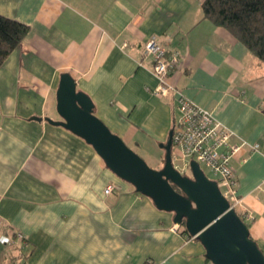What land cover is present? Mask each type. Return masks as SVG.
Returning <instances> with one entry per match:
<instances>
[{
	"label": "crops",
	"instance_id": "crops-1",
	"mask_svg": "<svg viewBox=\"0 0 264 264\" xmlns=\"http://www.w3.org/2000/svg\"><path fill=\"white\" fill-rule=\"evenodd\" d=\"M201 1L0 0L1 15L28 26L0 66V264H212L172 212L118 178L84 139L50 122L61 119L56 89L67 72L125 143L157 159L165 154L175 97L151 91L157 79L142 48L152 36L179 52L169 81L258 145L242 147L231 165L242 200L237 212L252 214L249 235L264 251V65L202 17ZM109 184L117 187L105 194ZM14 231L27 248L2 242Z\"/></svg>",
	"mask_w": 264,
	"mask_h": 264
},
{
	"label": "water",
	"instance_id": "water-1",
	"mask_svg": "<svg viewBox=\"0 0 264 264\" xmlns=\"http://www.w3.org/2000/svg\"><path fill=\"white\" fill-rule=\"evenodd\" d=\"M56 111L61 119L50 122L84 139L118 178L149 197L158 209L172 212L177 225L184 221L188 234L203 245L212 264H264L263 251L216 180L194 160L189 163L190 175L173 166L171 135L162 167H150L94 114L92 100L76 89L74 78L67 72L60 74Z\"/></svg>",
	"mask_w": 264,
	"mask_h": 264
},
{
	"label": "built area",
	"instance_id": "built-area-1",
	"mask_svg": "<svg viewBox=\"0 0 264 264\" xmlns=\"http://www.w3.org/2000/svg\"><path fill=\"white\" fill-rule=\"evenodd\" d=\"M142 55L152 60L151 72L157 79V85L151 90L152 93L159 96L173 93L175 97L176 117L171 134L173 166L184 174L189 171L191 160L205 165L230 207L237 212L242 206V200L236 193L237 179L231 160L242 147L249 145L251 149L257 150L258 145H250L240 139L232 129L217 120L210 109L188 98L169 81V74L179 66L177 50L167 51L164 45L152 36L144 42ZM235 137L238 139L233 140ZM116 187L109 184L105 187L104 193H111ZM238 214L245 221L253 219L252 214L246 209H242ZM16 236L22 238L23 235L18 232Z\"/></svg>",
	"mask_w": 264,
	"mask_h": 264
},
{
	"label": "trees",
	"instance_id": "trees-1",
	"mask_svg": "<svg viewBox=\"0 0 264 264\" xmlns=\"http://www.w3.org/2000/svg\"><path fill=\"white\" fill-rule=\"evenodd\" d=\"M200 7L203 18L228 30L264 65V0H202ZM27 32L26 24L0 14V66L21 44ZM240 217L244 220L241 215ZM180 226L182 232L188 234L184 221ZM17 233L14 231L10 236H3L2 242L8 244L11 238H16ZM14 241L20 244L19 247L27 248L26 238ZM17 257L22 259L21 254L15 255Z\"/></svg>",
	"mask_w": 264,
	"mask_h": 264
},
{
	"label": "rangeland",
	"instance_id": "rangeland-1",
	"mask_svg": "<svg viewBox=\"0 0 264 264\" xmlns=\"http://www.w3.org/2000/svg\"><path fill=\"white\" fill-rule=\"evenodd\" d=\"M52 111V110H49ZM49 114H52V112H50ZM58 117V116H57ZM126 145L128 147H130L133 151H135L140 157H142L144 159V161L152 168H161L163 165V156L164 154H162L158 159L155 158L156 156H154L155 154H150L148 152H144L143 150L137 149L136 147H134L133 145H130L128 143H126ZM201 169L204 171V173L211 179H214L213 175L211 174V172L209 171V169L203 165V164H199ZM184 174L190 175L189 171H186ZM20 233V232H19ZM22 234V233H21ZM23 235V234H22ZM22 237L25 238V236L23 235ZM10 239V242L8 244H13L15 243L14 240H17L18 237L16 236ZM14 264V263H12Z\"/></svg>",
	"mask_w": 264,
	"mask_h": 264
}]
</instances>
